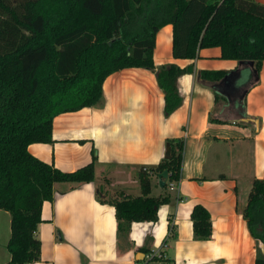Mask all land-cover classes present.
I'll return each mask as SVG.
<instances>
[{
	"label": "crops",
	"instance_id": "0c3cea01",
	"mask_svg": "<svg viewBox=\"0 0 264 264\" xmlns=\"http://www.w3.org/2000/svg\"><path fill=\"white\" fill-rule=\"evenodd\" d=\"M219 54L214 45L199 48L193 58L173 57L171 24L165 23L155 33L154 64H191L176 78L181 101L169 114L163 111L155 69L128 66L104 77L101 107L52 117V141L31 142L28 151L65 171L88 162L93 152L94 176L54 183L35 230L39 259L27 264H136L139 246L149 250L140 251L144 264H253L256 241L242 208L252 179H264V59L256 70L251 60ZM218 69L225 73L217 80L199 75ZM170 137L182 140L176 186H159L156 174L151 176L149 194L167 193L169 199L157 206L156 220L130 223L128 245L118 251L113 206L96 195L139 194L137 170L165 157ZM194 203L209 213L206 238L193 235ZM8 236L9 213L0 208V264L9 258ZM155 253L159 257L149 260Z\"/></svg>",
	"mask_w": 264,
	"mask_h": 264
},
{
	"label": "trees",
	"instance_id": "16d2710c",
	"mask_svg": "<svg viewBox=\"0 0 264 264\" xmlns=\"http://www.w3.org/2000/svg\"><path fill=\"white\" fill-rule=\"evenodd\" d=\"M165 23L171 24L173 57L193 58L199 48L216 45L220 57L251 60L256 70L264 59V4L255 0H0V208L9 213V258L4 264L39 259L35 230L41 203L52 199L54 183L94 176L93 152L88 162L65 171L28 151L31 142L52 141L55 114L101 107L104 77L128 66L155 69L164 114L180 104L176 78L190 71L191 64L155 65L152 59L155 33ZM224 73L201 70L199 75L217 80ZM166 142L167 157L137 170L139 194L96 195L113 206L118 251L128 245L130 223L156 220L157 206L169 199L167 193L149 194L151 176L167 169L163 187L179 179L182 140L170 137ZM189 216L193 235L208 237L206 208L194 203ZM242 216L256 241L253 264H264V179H252ZM168 233H174L171 225Z\"/></svg>",
	"mask_w": 264,
	"mask_h": 264
},
{
	"label": "water",
	"instance_id": "95a60500",
	"mask_svg": "<svg viewBox=\"0 0 264 264\" xmlns=\"http://www.w3.org/2000/svg\"><path fill=\"white\" fill-rule=\"evenodd\" d=\"M168 156V146L166 147V153H165V157ZM156 178H157V183L159 186H164L165 182H166V178H167V169H162L161 171L157 172L156 174ZM258 246L260 248L261 251H263V244L261 242L258 243ZM143 256V253L140 251H137L134 255L135 259H141Z\"/></svg>",
	"mask_w": 264,
	"mask_h": 264
},
{
	"label": "built area",
	"instance_id": "2783aa9c",
	"mask_svg": "<svg viewBox=\"0 0 264 264\" xmlns=\"http://www.w3.org/2000/svg\"><path fill=\"white\" fill-rule=\"evenodd\" d=\"M176 186V183L174 182V181H168L167 182V187L168 188H174ZM152 255H156V256H159V253H155V254H150V256L149 257H151ZM137 264V263H136Z\"/></svg>",
	"mask_w": 264,
	"mask_h": 264
},
{
	"label": "rangeland",
	"instance_id": "374dc122",
	"mask_svg": "<svg viewBox=\"0 0 264 264\" xmlns=\"http://www.w3.org/2000/svg\"><path fill=\"white\" fill-rule=\"evenodd\" d=\"M101 186V185H100Z\"/></svg>",
	"mask_w": 264,
	"mask_h": 264
}]
</instances>
